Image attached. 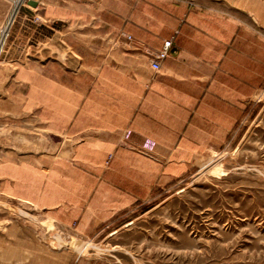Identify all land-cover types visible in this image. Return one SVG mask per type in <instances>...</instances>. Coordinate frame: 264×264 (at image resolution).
<instances>
[{
    "label": "crops",
    "instance_id": "0c3cea01",
    "mask_svg": "<svg viewBox=\"0 0 264 264\" xmlns=\"http://www.w3.org/2000/svg\"><path fill=\"white\" fill-rule=\"evenodd\" d=\"M214 2L225 3L226 15L168 0L51 4L52 21L72 20L78 11L102 27L95 56L86 53L64 75L36 66L16 72L22 110L63 135L70 157L48 169L0 163V192L90 232L225 145L247 117L254 92L249 8L262 23L264 7L250 0ZM12 11L10 5L1 9L2 26ZM34 15L24 16L33 28L40 24ZM105 25L132 37L127 51L117 44L105 49ZM167 41L172 51L155 72L153 55Z\"/></svg>",
    "mask_w": 264,
    "mask_h": 264
},
{
    "label": "rangeland",
    "instance_id": "374dc122",
    "mask_svg": "<svg viewBox=\"0 0 264 264\" xmlns=\"http://www.w3.org/2000/svg\"><path fill=\"white\" fill-rule=\"evenodd\" d=\"M96 1L0 0V13L13 8L9 24L0 23V163L48 169L70 157L63 135L50 133L36 114L22 110L16 72L36 66L64 75L79 67L86 53L95 56L102 30L96 20L74 11L72 20L52 21L47 12L51 4ZM168 1L228 12L224 2L214 0ZM251 1L264 7V0ZM32 14L40 21L34 28L24 20ZM247 20L254 92L247 117L225 145L200 155L183 178L154 188L90 232L0 192V264H264V16L259 22L249 8ZM104 32L105 49L117 44L128 50L127 32L114 34L109 25Z\"/></svg>",
    "mask_w": 264,
    "mask_h": 264
},
{
    "label": "built area",
    "instance_id": "2783aa9c",
    "mask_svg": "<svg viewBox=\"0 0 264 264\" xmlns=\"http://www.w3.org/2000/svg\"><path fill=\"white\" fill-rule=\"evenodd\" d=\"M26 1H28V0H22V3H25ZM127 39L130 41V40H132V37L127 36ZM171 51H172V41H167L164 44L162 51H159L153 55V60H152L151 66L155 72L160 71L161 62L163 60H165L170 55Z\"/></svg>",
    "mask_w": 264,
    "mask_h": 264
},
{
    "label": "water",
    "instance_id": "95a60500",
    "mask_svg": "<svg viewBox=\"0 0 264 264\" xmlns=\"http://www.w3.org/2000/svg\"><path fill=\"white\" fill-rule=\"evenodd\" d=\"M29 4H30L31 6H37L38 3L34 2V1H30Z\"/></svg>",
    "mask_w": 264,
    "mask_h": 264
}]
</instances>
